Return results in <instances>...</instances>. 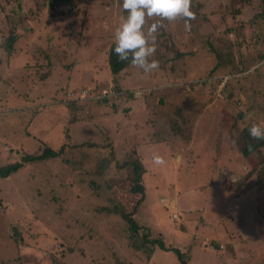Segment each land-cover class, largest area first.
<instances>
[{
	"label": "rangeland",
	"instance_id": "374dc122",
	"mask_svg": "<svg viewBox=\"0 0 264 264\" xmlns=\"http://www.w3.org/2000/svg\"><path fill=\"white\" fill-rule=\"evenodd\" d=\"M51 1L0 0V166L63 147L0 177V264H144L121 216L98 210L113 205L108 185L156 240L147 264H179L168 246L191 247L188 264H264V156L240 155L229 132L238 113L264 126V0H192L190 30L177 18L156 33L158 69L132 65L117 84L108 52L122 0ZM137 158L133 193L118 164Z\"/></svg>",
	"mask_w": 264,
	"mask_h": 264
},
{
	"label": "trees",
	"instance_id": "16d2710c",
	"mask_svg": "<svg viewBox=\"0 0 264 264\" xmlns=\"http://www.w3.org/2000/svg\"><path fill=\"white\" fill-rule=\"evenodd\" d=\"M64 0H52L50 2V5L54 7L58 2H61ZM260 18L264 20V4L262 7V10L260 11L259 15ZM17 36L12 33L6 42L4 43L5 50L10 53L13 48V44L16 42ZM115 48V42H113L110 46L109 52H108V69L110 71V75L112 77V82H116L115 84L118 83V76L123 72L125 69L129 68L132 66L131 64V57H129V60L127 61H121L119 57L115 54L114 52ZM214 49V48H212ZM215 50V49H214ZM217 57L220 58L221 55L220 53L217 52ZM230 62H233V60L230 58ZM219 67V63L214 67L211 73H214L216 68ZM116 92H118L117 96H121L124 94V92L121 91V88L119 86L116 87ZM102 94L100 93L99 96ZM106 97V96H105ZM80 101V100H79ZM75 101L73 103L70 102L68 104L70 106V114L73 118V120L77 119L78 112L80 109H83L82 103L84 102H79ZM75 110H72V108ZM245 116L241 113H238L237 115L233 116V121L231 125L229 126V132L231 139L235 143L236 149L239 152L240 155L248 157L249 159H252L253 156L256 159H261L263 158V148H264V140H254L250 135H249V128L254 124V121H250L244 126H240V121L244 118ZM258 124V123H256ZM77 144H75L76 146ZM63 147L59 149H54L53 147L47 146L44 148V150L38 154L35 153H26L22 152L21 153V158L19 160L12 161L11 163L5 164L3 166H0V177L6 178L12 173H15L22 169L24 167V163H30V162H36V161H42V160H47L48 158L51 157H56L59 156L62 153ZM109 165V164H108ZM120 168H123L125 166H130L132 169V175L130 176L131 178L128 179L129 181H132V187L131 191L133 193L137 192L138 190L137 187L141 191H143V183H142V176L146 172V169L143 165V162L141 159H134L132 161H126L123 163L118 164ZM253 172L252 170L248 173V175ZM257 180L259 183H264V165L260 167V170L258 171L257 175ZM91 186L95 189H98L100 187L99 184L96 183V181L91 182ZM108 188L112 191L113 195V205H104L98 210L104 211L107 210L109 214L111 213H116L121 216V218L126 222V226L124 228L125 236L128 241V245L133 248L138 254H144L145 255V260L144 264H147L150 261V258L153 256V250L154 247H152L153 244L156 243V240L150 239L148 235L141 230V226L138 224V222L134 219L132 214L126 209V206L120 201V198L117 197V194H113V188L111 185H108ZM137 188V189H136ZM140 193V192H139ZM13 240L17 244H24L26 245V240L22 234V232L18 229L17 226H15V232L12 233ZM158 243L161 245L163 248H167V245H163V242L160 240ZM215 247H218L216 243H213ZM168 249H172L179 258L180 263L179 264H188L189 259L191 258V247L186 250V252L182 251L181 249L177 247H170L168 246ZM141 254V255H142ZM24 264V263H22Z\"/></svg>",
	"mask_w": 264,
	"mask_h": 264
},
{
	"label": "clouds",
	"instance_id": "9594fccd",
	"mask_svg": "<svg viewBox=\"0 0 264 264\" xmlns=\"http://www.w3.org/2000/svg\"><path fill=\"white\" fill-rule=\"evenodd\" d=\"M191 7L192 0H122V8L128 15L115 32V54L121 61L131 57V64L145 73L158 69L159 61L149 60L157 50L156 33L164 27V20L172 22L177 18H183L186 30H190V21L196 18ZM153 17L158 19L145 31V25ZM249 135L254 140H264V126L254 123L249 128ZM153 162L157 165L165 163L159 155L153 157Z\"/></svg>",
	"mask_w": 264,
	"mask_h": 264
},
{
	"label": "crops",
	"instance_id": "0c3cea01",
	"mask_svg": "<svg viewBox=\"0 0 264 264\" xmlns=\"http://www.w3.org/2000/svg\"><path fill=\"white\" fill-rule=\"evenodd\" d=\"M257 220H258L257 223L259 224V225L257 226L258 228H259V226L261 225V224H260V221L262 222V225H261V226L264 225V216H263L261 219H260V216H259V217L257 218Z\"/></svg>",
	"mask_w": 264,
	"mask_h": 264
}]
</instances>
